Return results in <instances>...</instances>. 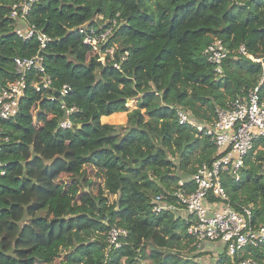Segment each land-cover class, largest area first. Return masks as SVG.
Returning a JSON list of instances; mask_svg holds the SVG:
<instances>
[{"label": "trees", "instance_id": "1", "mask_svg": "<svg viewBox=\"0 0 264 264\" xmlns=\"http://www.w3.org/2000/svg\"><path fill=\"white\" fill-rule=\"evenodd\" d=\"M19 1L0 0L3 83L16 78L15 57L39 49L37 40L15 34L10 14ZM100 15L120 22L107 45L117 50L103 64L77 32ZM28 21L52 40L43 52L45 72L28 73L18 114L0 120L9 137L0 156V264H204L186 214L157 215L152 202L214 158L211 140L181 125L177 109L212 122L218 107L256 87L264 100V0H39ZM216 39L229 50L221 75L203 55ZM65 84L71 92L57 99ZM63 101L78 110L71 129L59 127ZM123 112L125 124L102 122ZM263 163L264 137L246 156L240 180L223 178L233 207L250 206L259 222ZM94 170L104 178L96 193L88 178ZM114 225L128 236L109 249ZM244 253L264 264V244ZM211 264L231 260L222 252Z\"/></svg>", "mask_w": 264, "mask_h": 264}, {"label": "built area", "instance_id": "2", "mask_svg": "<svg viewBox=\"0 0 264 264\" xmlns=\"http://www.w3.org/2000/svg\"><path fill=\"white\" fill-rule=\"evenodd\" d=\"M38 1L20 0L11 7L10 18L14 21L15 34L24 41L37 40L39 49L32 56L15 57L16 78L7 79L5 83L0 80V120H9L18 114L27 88L28 73L45 72L43 52L52 39L28 21L31 10ZM119 26L118 18L105 19L100 15L79 26L77 32L83 36L84 45L100 54L99 61L103 64L106 56L109 54L113 57L117 50L116 45H107ZM240 53L248 55L244 46L240 47ZM203 55L214 66L217 75L223 74V63L229 50L222 40L216 39L208 45ZM127 56L128 52L122 56V60ZM114 67L120 70L118 64ZM50 84L51 80L45 77L43 87ZM34 87L40 90L41 84L36 81ZM59 92L60 97L56 98H64L71 92V87L65 84ZM50 99L54 101L55 97ZM61 108L65 111V118L60 120L59 127L71 129L73 123L70 116L78 110L76 107H68L64 101ZM177 116L181 125H190L211 140L215 147L214 158L198 167L190 180H180L174 192L155 196L152 202L154 213L186 214L188 233L195 238L199 253L209 252L210 245H220L221 252H212L214 260H218L220 254L225 252L231 264H258L254 259L245 257L244 252L247 247H260L264 244V221H258L250 206H243L240 210L233 207L223 178L228 174L239 181L246 156L253 150L256 140L264 137V100L259 87L251 90L247 96L237 97L227 108L218 107L212 122H196L191 118L190 112L182 108L177 109ZM8 142L9 137L0 128V156L4 144ZM4 165L0 157L1 174L5 173ZM127 236V230L117 225L112 226L107 237L109 249L122 247ZM205 256L198 260L206 264Z\"/></svg>", "mask_w": 264, "mask_h": 264}, {"label": "rangeland", "instance_id": "3", "mask_svg": "<svg viewBox=\"0 0 264 264\" xmlns=\"http://www.w3.org/2000/svg\"><path fill=\"white\" fill-rule=\"evenodd\" d=\"M136 107H137V100H133L128 103V108L130 111L135 109ZM123 113L124 114L122 116L121 115L104 116L102 117V122L110 123L113 125L125 124L127 122V112H123ZM95 172L96 170L89 171L88 178L92 180L93 182L92 187H93L94 192L96 193L99 187L103 184L104 178L96 176ZM215 246L217 245H210L208 246V248H215ZM205 255H206L205 257L207 258V264H211L216 261L214 260V256L211 252H205ZM61 258H64V255H62Z\"/></svg>", "mask_w": 264, "mask_h": 264}, {"label": "crops", "instance_id": "4", "mask_svg": "<svg viewBox=\"0 0 264 264\" xmlns=\"http://www.w3.org/2000/svg\"><path fill=\"white\" fill-rule=\"evenodd\" d=\"M103 123H106V122H103ZM208 251L211 252V253H212V252H215V251H216V252H217V251H218V252H221V251H222V248L220 247V245H217V246H215V248H208Z\"/></svg>", "mask_w": 264, "mask_h": 264}, {"label": "water", "instance_id": "5", "mask_svg": "<svg viewBox=\"0 0 264 264\" xmlns=\"http://www.w3.org/2000/svg\"><path fill=\"white\" fill-rule=\"evenodd\" d=\"M55 95H56L57 97H60V92H59V91H56V92H55Z\"/></svg>", "mask_w": 264, "mask_h": 264}]
</instances>
